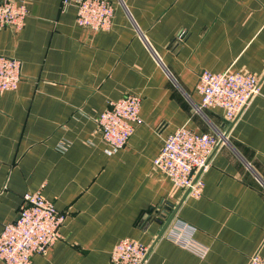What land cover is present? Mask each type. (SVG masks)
Masks as SVG:
<instances>
[{
    "label": "crops",
    "instance_id": "0c3cea01",
    "mask_svg": "<svg viewBox=\"0 0 264 264\" xmlns=\"http://www.w3.org/2000/svg\"><path fill=\"white\" fill-rule=\"evenodd\" d=\"M18 1L22 28L0 29V54L21 62L17 88L0 92V232L23 195L41 190L64 220L32 264H112L127 237L149 248L146 264H247L264 254V0H113L106 30L79 26L62 0ZM202 70L250 72L260 92L227 124L221 108L196 109ZM125 94L140 96L141 122L109 152L95 118ZM183 125L227 134L199 196L153 164ZM173 215L195 226L204 257L164 235Z\"/></svg>",
    "mask_w": 264,
    "mask_h": 264
},
{
    "label": "built area",
    "instance_id": "2783aa9c",
    "mask_svg": "<svg viewBox=\"0 0 264 264\" xmlns=\"http://www.w3.org/2000/svg\"><path fill=\"white\" fill-rule=\"evenodd\" d=\"M72 4L76 8L75 21L92 30L109 29L114 14L113 0H62V8ZM27 7L18 0L0 1V29L11 26L21 29ZM179 34L178 37H180ZM21 62L17 58L0 54V92L14 90L20 79ZM200 94L198 111L221 108L227 124H231L260 92L259 77L250 72L202 70L195 85ZM141 98L125 94L110 100L95 121L109 152L122 148L141 122ZM227 140V134L197 133L179 126L169 133L160 152L153 159L154 166L186 194L199 196L202 192V172L209 166L218 142ZM64 214L41 190L27 192L14 221L4 224L0 232V261L6 264H32L36 253H44L60 237L59 227ZM195 226L172 216L164 235L176 244L199 257H204L208 247L195 240ZM149 248L136 239L122 238L110 251L112 264H146ZM247 264H264V254L253 253Z\"/></svg>",
    "mask_w": 264,
    "mask_h": 264
},
{
    "label": "water",
    "instance_id": "95a60500",
    "mask_svg": "<svg viewBox=\"0 0 264 264\" xmlns=\"http://www.w3.org/2000/svg\"><path fill=\"white\" fill-rule=\"evenodd\" d=\"M220 143H221V141L218 142L217 146H219ZM217 146H216V147H217ZM164 208H165V210H169V209H170L169 206H165ZM166 224H167V223H166Z\"/></svg>",
    "mask_w": 264,
    "mask_h": 264
}]
</instances>
